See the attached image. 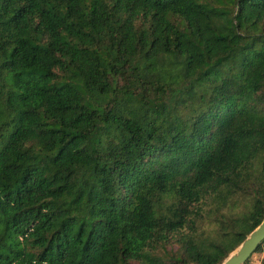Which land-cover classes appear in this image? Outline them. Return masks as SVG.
Listing matches in <instances>:
<instances>
[{
	"label": "trees",
	"instance_id": "1",
	"mask_svg": "<svg viewBox=\"0 0 264 264\" xmlns=\"http://www.w3.org/2000/svg\"><path fill=\"white\" fill-rule=\"evenodd\" d=\"M263 218L264 0H0V264H221Z\"/></svg>",
	"mask_w": 264,
	"mask_h": 264
},
{
	"label": "water",
	"instance_id": "2",
	"mask_svg": "<svg viewBox=\"0 0 264 264\" xmlns=\"http://www.w3.org/2000/svg\"><path fill=\"white\" fill-rule=\"evenodd\" d=\"M264 239V218L241 243L232 250L221 264H244Z\"/></svg>",
	"mask_w": 264,
	"mask_h": 264
},
{
	"label": "rangeland",
	"instance_id": "3",
	"mask_svg": "<svg viewBox=\"0 0 264 264\" xmlns=\"http://www.w3.org/2000/svg\"><path fill=\"white\" fill-rule=\"evenodd\" d=\"M264 255V246L262 248L261 252L254 253L249 260L246 262V264H263L262 263V257Z\"/></svg>",
	"mask_w": 264,
	"mask_h": 264
}]
</instances>
